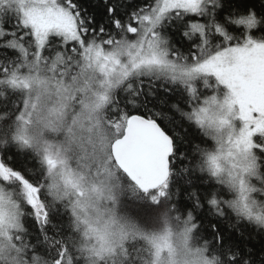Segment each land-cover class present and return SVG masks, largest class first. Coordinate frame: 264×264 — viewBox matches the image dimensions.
Masks as SVG:
<instances>
[{
	"label": "snow or ice",
	"instance_id": "1",
	"mask_svg": "<svg viewBox=\"0 0 264 264\" xmlns=\"http://www.w3.org/2000/svg\"><path fill=\"white\" fill-rule=\"evenodd\" d=\"M0 264H264V0H0Z\"/></svg>",
	"mask_w": 264,
	"mask_h": 264
},
{
	"label": "trees",
	"instance_id": "2",
	"mask_svg": "<svg viewBox=\"0 0 264 264\" xmlns=\"http://www.w3.org/2000/svg\"><path fill=\"white\" fill-rule=\"evenodd\" d=\"M234 2H236V0H234ZM245 2H247V3H249V4H253V5H255L257 8H258V7L260 6V4H261V0H245ZM224 14L227 15L226 12H225ZM249 227H250V228H253L254 231H259V229H255V226H251V225H250ZM254 246H255V248L257 249V251H259L260 243H259L258 240L254 242Z\"/></svg>",
	"mask_w": 264,
	"mask_h": 264
}]
</instances>
